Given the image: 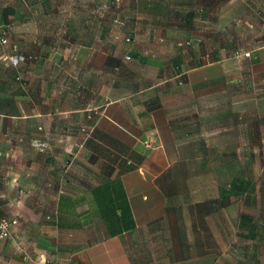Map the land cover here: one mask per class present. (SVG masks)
Here are the masks:
<instances>
[{
  "label": "crops",
  "instance_id": "obj_1",
  "mask_svg": "<svg viewBox=\"0 0 264 264\" xmlns=\"http://www.w3.org/2000/svg\"><path fill=\"white\" fill-rule=\"evenodd\" d=\"M147 1L135 15L142 21L130 51L110 37L94 41L91 56L62 60L58 83L49 58L43 107L21 109L18 88L12 111L0 110V218L16 221L0 237V264H153L140 263L130 244L134 229L165 210L160 179L177 145L169 101L180 86L223 82V58L209 59L223 49V18L264 27V0H157L161 24L150 20L157 11ZM13 44L25 60L0 59V67L32 66L15 42L0 44V52ZM248 50L259 90L264 39ZM34 139L46 147H34ZM89 210L92 217L107 211L108 235L96 223L85 229Z\"/></svg>",
  "mask_w": 264,
  "mask_h": 264
},
{
  "label": "rangeland",
  "instance_id": "obj_2",
  "mask_svg": "<svg viewBox=\"0 0 264 264\" xmlns=\"http://www.w3.org/2000/svg\"><path fill=\"white\" fill-rule=\"evenodd\" d=\"M150 2L157 11L150 20L161 24L162 7ZM147 6V0H0V37L33 58L30 67H0V110L12 111L18 88L21 109L43 107L49 58L58 83L62 60L91 56L94 41L110 37L130 51L131 32L142 21L135 15ZM236 22L243 25L223 18V49L210 51V60L223 58V82L194 91L180 86L179 98L169 101L177 109L171 131L177 145L169 147L176 155L160 179L163 215L134 229L130 249L140 263L264 264V88L254 89L248 50L264 39V27ZM85 212V229L96 223L101 236L110 233L106 210Z\"/></svg>",
  "mask_w": 264,
  "mask_h": 264
},
{
  "label": "built area",
  "instance_id": "obj_3",
  "mask_svg": "<svg viewBox=\"0 0 264 264\" xmlns=\"http://www.w3.org/2000/svg\"><path fill=\"white\" fill-rule=\"evenodd\" d=\"M7 38L4 36L0 37V44H6ZM12 52H0V59L3 61H7L10 64L18 65L20 62L24 61L26 56L22 52L18 51L16 44L12 45ZM126 58H129L127 55ZM32 145L37 148L46 147V143L39 139H34ZM147 146H150V143H147ZM16 223L15 220H8L5 218H0V237L9 236L11 226Z\"/></svg>",
  "mask_w": 264,
  "mask_h": 264
}]
</instances>
